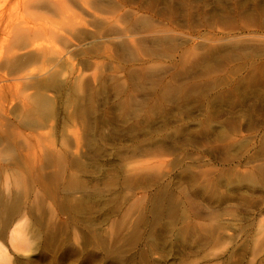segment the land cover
Listing matches in <instances>:
<instances>
[{"label": "rangeland", "instance_id": "374dc122", "mask_svg": "<svg viewBox=\"0 0 264 264\" xmlns=\"http://www.w3.org/2000/svg\"><path fill=\"white\" fill-rule=\"evenodd\" d=\"M0 1L9 264H264V0Z\"/></svg>", "mask_w": 264, "mask_h": 264}, {"label": "bare ground", "instance_id": "6f19581e", "mask_svg": "<svg viewBox=\"0 0 264 264\" xmlns=\"http://www.w3.org/2000/svg\"><path fill=\"white\" fill-rule=\"evenodd\" d=\"M1 2V1H0ZM2 7V6H1ZM3 18V12L2 9L0 8V20ZM4 22V21H3ZM4 27V26H3ZM27 34H29L28 36H31L30 32H27ZM25 34H21V38L23 37V39H25L26 37H28ZM25 37V38H24ZM32 37V36H31ZM30 39V37H29ZM34 39V38H33ZM30 41V40H29ZM34 41V40H33ZM35 44V43H34ZM48 51V50H47ZM50 51V50H49ZM41 54V53H40ZM38 55V54H37ZM37 55L34 54H30L25 58H29L26 59L29 62L32 61L31 58H36ZM42 55V54H41ZM19 58V57H18ZM19 60V59H18ZM21 60V59H20ZM25 60V59H24ZM26 62V64H29V62ZM14 64L12 63L11 68L12 69H16V70H20L24 65V63L20 64L21 62H17L15 61V59L13 60ZM15 71V70H13ZM13 74V73H12ZM20 74V73H19ZM55 78V77H54ZM45 82V81H44ZM38 83V82H37ZM43 83V82H42ZM37 85V84H36ZM51 85V84H50ZM1 189V188H0ZM2 192V191H1ZM4 193V192H3ZM6 193V191H5ZM163 195V194H162ZM2 198V196H0V199ZM4 199H5V194H4ZM3 201V200H2ZM3 206V204H1ZM8 205V204H7ZM8 207V206H7ZM5 208V207H4ZM3 208V209H4ZM6 221V220H5ZM1 222V221H0ZM7 222V221H6ZM22 224V223H21ZM12 226V222L9 221L7 224H3L2 227L0 228V238H5L7 237L9 242L17 249H22V250H28L30 249V241L28 239H26V235L24 236L21 226L18 225L17 227H11ZM54 235V234H53ZM10 263V255L5 247V245L0 241V264H9Z\"/></svg>", "mask_w": 264, "mask_h": 264}]
</instances>
